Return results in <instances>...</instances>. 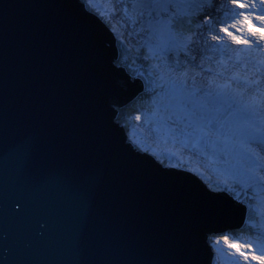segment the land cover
Returning a JSON list of instances; mask_svg holds the SVG:
<instances>
[{"label": "water", "instance_id": "obj_1", "mask_svg": "<svg viewBox=\"0 0 264 264\" xmlns=\"http://www.w3.org/2000/svg\"><path fill=\"white\" fill-rule=\"evenodd\" d=\"M114 35L81 0H0V264H211L208 234L244 223L128 140L143 82Z\"/></svg>", "mask_w": 264, "mask_h": 264}, {"label": "snow or ice", "instance_id": "obj_2", "mask_svg": "<svg viewBox=\"0 0 264 264\" xmlns=\"http://www.w3.org/2000/svg\"><path fill=\"white\" fill-rule=\"evenodd\" d=\"M137 4L138 20L144 22L149 44L161 53H169L177 42V25L184 23L189 13L187 0H137ZM232 4L234 8L246 11L235 12L233 9L230 18L234 22L231 25L221 22L225 26L220 27L219 32L247 48L234 50L235 57L221 59L214 75L204 77L199 84L196 76L212 72L211 68L200 66L201 72L190 78L191 86L187 79L173 82L169 101L157 104L152 112L158 127L150 130L158 132L163 127L174 142L179 141L185 146L191 143L192 149H199L209 164H223L226 179L222 181L224 187L221 190H231L241 177L264 187V156L260 154L264 152L260 147L264 145V58L254 59L248 54L251 48L257 53L264 51L260 44L264 34L253 41L249 36L256 33L246 35L243 26L247 21L253 28L264 29V7H261L264 0L259 3L257 0H232ZM208 23L204 21V26ZM210 39L217 44L224 40L218 33L212 34ZM192 43L189 37L185 47ZM189 63L198 67L195 58ZM135 119L139 121L141 117ZM256 148L260 152L255 151ZM241 187L247 189L251 184ZM258 214L264 215V208ZM221 239L224 245L235 250L229 252V256L238 254L244 264H249L250 258L264 264V243L257 242L254 247L251 241L241 243L239 238L230 240L227 235L214 243L220 245ZM231 264H240V261L233 259Z\"/></svg>", "mask_w": 264, "mask_h": 264}, {"label": "rangeland", "instance_id": "obj_3", "mask_svg": "<svg viewBox=\"0 0 264 264\" xmlns=\"http://www.w3.org/2000/svg\"><path fill=\"white\" fill-rule=\"evenodd\" d=\"M106 1L107 0H82L88 10L104 20L105 25L108 28H111L112 32L118 30L122 33L120 38L123 49L120 45V51L117 58L114 60V64L117 66H123L129 74L132 76H138L145 83V88H143V91L135 99L118 108L115 120L119 121L120 119L119 122L122 123L121 118L124 116L126 117L128 125L127 138L136 145L138 150L149 151V154L151 153L157 161L165 166L177 168L186 166L183 167V169L186 168L199 174L201 178L206 181L205 183L209 185L208 187L211 190L222 191L221 189L224 187L222 181L226 179L223 164H209L208 159L199 149L191 148V143L185 146L176 141L179 146L173 147L171 143L174 141L168 133L161 130L158 132L150 131L157 127L156 120L152 118V112L155 110V107L148 104L145 96L152 93H170V95H172L173 82L178 83L183 81L177 80L173 72L168 74L167 82L162 81V72L157 63L159 58L163 57L170 61H174L173 67L178 75L184 80L187 79L188 86H191V77L182 66L183 62H189V58L193 55V50L199 53L200 56H198V58H203L207 61L208 65L202 68H211L213 70L212 72L203 73L214 74V68L218 65V62L223 59L222 55H220L218 61L216 60L215 55L219 52L216 48L220 47V50H227V47H225L227 44L223 41L222 43L217 44L216 41L210 39L211 36L209 39L204 36L202 28L203 24L199 21L203 14L194 10L192 5L193 0H187V5L190 7V10L188 15L184 18V23L177 25V42L169 53H161L156 47L148 42V33L144 30V22L138 20V5L131 4L130 1L126 0L124 5L119 6L117 0H112L113 5L116 8H112L113 11H111L103 6V3ZM203 7L206 21L210 24L215 19V14L210 11L209 5H203ZM248 28L250 29V27ZM114 34L115 38L119 39L117 37V32ZM211 34L216 33L212 32ZM197 35L201 37V41L207 52L215 53L214 56H209L198 47L195 49L196 46L185 47L188 38L197 39ZM257 35L259 34L256 33L255 36ZM238 46H240V44ZM241 46L242 49L239 48V50L247 48L246 45L242 44ZM228 55L231 56V53H228ZM197 72H201V70L193 71L192 74L196 75ZM185 73H187V76H185ZM198 77L200 76H196V79H198ZM136 116H140L141 119L137 121L135 119ZM149 137L150 142H146ZM260 147L264 148V145H261ZM183 149L186 150L187 153L182 154L181 152ZM254 150L260 152L259 148ZM260 154L264 156V152H261ZM229 183L231 184L232 181L229 180ZM242 184H251V187L245 189L241 187ZM225 191L236 199L244 202L247 207V214L245 221L240 228L227 230L222 233L208 234V242L216 251V264H231L233 259L243 262V258L239 257L238 254L235 256L228 255L229 252L234 253L235 250L226 247L222 239L220 245H216L214 241L218 238L225 235H227L230 240L233 237H244L245 239H248V241H251L254 247L257 242L263 243L264 241V232H262L263 236H261L260 233H255L259 226H264V215L258 214L259 211L264 208V187L259 186L256 182L248 181L246 178L241 177L239 183H236L231 190ZM240 242L244 243L241 240ZM257 254L259 255V253Z\"/></svg>", "mask_w": 264, "mask_h": 264}, {"label": "bare ground", "instance_id": "obj_4", "mask_svg": "<svg viewBox=\"0 0 264 264\" xmlns=\"http://www.w3.org/2000/svg\"><path fill=\"white\" fill-rule=\"evenodd\" d=\"M117 1L119 3V6H122L126 3V0H120V2H119V0H117ZM128 1H130L131 4L138 5L137 0H128ZM257 2L259 3L260 0H257ZM103 4H104L103 5L104 7H106L107 9H110L111 11H113L112 8H116V7H114L112 0H109L108 2H105ZM192 5H193V8L195 11H198L201 14H203L200 17L199 21L201 22V24H203L202 28L204 31V36L208 37V39H209V37L212 35L211 34L212 32L218 33L219 36L224 38L223 42L227 44V50H220L219 49L220 47H218V48H216V50H218L219 52L216 55H215V53L207 52V50L204 48L203 42L201 41V39L199 37L197 39L191 38L193 43L191 45H188V46L199 47L202 51H204V53L208 54L209 56L215 55V58L217 61H218L220 55H222L223 59L226 60L229 57L228 53H231V56L235 57V51L234 50H239V48L242 49V46H241L242 44H240V46H238L239 44L235 43L234 41H231V37L227 36L226 33L219 32V28L222 26H225V24L221 23V22H226L227 25H231L234 22L233 19L230 18L233 9L235 10V12L246 11V9H240L238 7L234 8V5L232 4V0H193ZM203 5H209L210 11L215 14V16H214L215 19L210 24L208 23L207 26H204V21H206V16L204 15ZM261 7H264V4H262ZM227 9H229V10H227ZM127 15H128V13H127ZM121 18H122V16H121ZM253 23H258V22L253 21ZM243 26H244L246 35L248 33H253V32L259 34L257 36L264 34V29H262L261 27L253 28V27H251V25L247 21H244ZM237 27H239V25H237ZM248 27H250V29ZM206 29H208V30H206ZM115 31H114V33L117 32V34H118L117 37L119 38L118 40H119V45H120V44H122L121 38H120L122 36L121 35L122 33L118 30L116 32ZM229 31H234V30L229 28ZM234 34L239 35V33H235V32H234ZM257 36H249V39L255 41L258 39ZM187 42H188V40H187ZM260 44L262 46H264V41H260ZM189 51H191V50H189ZM118 53H119V51H118ZM248 54H250V56H252L254 59L264 58V51L257 53L255 51V49H249ZM193 58H195V65H197L198 67H194L189 62H187V63L183 62V66H182V68L184 70H186V72L189 73L190 75H192L193 71L199 70L200 66L206 67L208 65V63L205 59L196 57V55L194 53H193ZM168 60L169 59H165L163 57L159 58L157 60L159 68L161 69V72H162L161 80L164 82L165 81L167 82L168 74L170 72H173V74L175 75L177 80H184L182 77H180V75H178V73L174 69V67H173L174 61H170V60L168 61ZM190 60L191 59L189 58V61ZM216 68H217V66L214 68V72H215ZM213 75L214 74L202 73L200 75L199 79H196L197 84H199L204 77H211ZM133 77H135V76L133 75L131 78H133ZM262 87H264V85H262ZM170 97H171L170 93H152V94L145 96V98H147L148 104H151L153 107H156V105L161 103V102L167 103L169 101ZM157 127H158V125H157ZM160 130L167 133L166 129L163 127H161ZM146 142H150V137L146 140ZM157 142H158V140H157ZM177 142H179V141H177ZM177 142L176 141L172 142L171 145L173 147H178L179 145L177 144ZM181 153L185 154V153H187V151L183 149ZM262 232H264V227L259 226L255 233H260V235L263 236ZM239 240H241L243 242H248V239H245L244 237H239ZM263 243H264V241H263ZM240 264H244V262H240ZM249 264H260V262L259 261H253L250 258Z\"/></svg>", "mask_w": 264, "mask_h": 264}, {"label": "trees", "instance_id": "obj_5", "mask_svg": "<svg viewBox=\"0 0 264 264\" xmlns=\"http://www.w3.org/2000/svg\"><path fill=\"white\" fill-rule=\"evenodd\" d=\"M117 46H118V51H120V45H119V43H117ZM121 47L123 49V45H121ZM143 84H144V87H145V83L144 82H143ZM121 120H122V123H120V124H122L125 127L126 131L128 132V127L126 126V123H127L126 117L124 116L123 118H121ZM183 167H185V166H183ZM206 185L209 186L207 183H206ZM212 251H213V259H212V263L211 264H216V262H217V256H216V253H215L216 251L213 248H212Z\"/></svg>", "mask_w": 264, "mask_h": 264}]
</instances>
